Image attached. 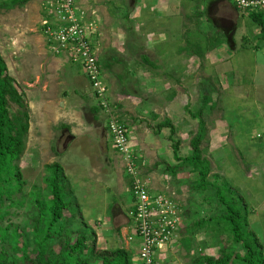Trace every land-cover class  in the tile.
<instances>
[{
    "label": "rangeland",
    "instance_id": "1",
    "mask_svg": "<svg viewBox=\"0 0 264 264\" xmlns=\"http://www.w3.org/2000/svg\"><path fill=\"white\" fill-rule=\"evenodd\" d=\"M47 1L51 0H32L23 6L0 9V53L29 114L25 148L18 162L25 184L20 192L15 193L13 204L5 200L0 206V211L7 212L1 226L10 233L17 231L21 236L17 244L3 243L9 252L11 248L22 247L24 235L29 238V251L32 252L30 221L37 213L33 199L40 196L48 200L51 197L45 182L51 174L46 166L59 163L61 156L69 150L71 153L68 152L67 157L73 159L70 167L88 169L100 164L96 160L105 156L106 150L107 156H112L115 150L108 145L109 141L99 128V124H103V116L99 115L95 120L91 111V106H98L99 101L93 99L83 71L79 66L67 63L65 57H53L45 50L39 22L42 6ZM241 13V17L235 18V15L224 22L220 20L223 11L210 13L215 26L202 19L203 31L198 29L195 18H183L190 35L186 36L187 29L179 26L175 34L180 38V44L190 38L192 42L201 44L205 57L202 60L195 57L161 59L158 54L153 57L146 53L152 58L151 63L155 61L157 68L137 66L140 58H132L136 61L131 65L133 72L130 73V67L121 70L129 82L122 87L115 78L117 93L112 87L110 91L116 113L124 120L130 138H133L131 141L135 143L136 149L133 146L132 149L145 160L142 178L146 186L152 192L168 190L174 193L175 201L181 205L183 236L187 235L186 230L194 221L220 214L221 208L212 190L199 191L194 187L196 176L189 170L177 174L167 170V167L173 168L177 164L173 142L167 139V128L157 131L156 127L169 119L176 128L174 140L180 141L177 155L188 156L191 151L189 141L197 131V120L192 119L190 113L200 108L202 96L209 93L214 108L203 112L208 134L201 145L210 164L207 180L213 181V175H218L241 191L251 207L250 226L264 244V43L260 42L258 29L248 14ZM236 19L240 23L237 28L234 27ZM220 29L225 31V36ZM216 32L219 35H215ZM216 40L220 42L216 43ZM210 41L215 42V48L211 50L208 47ZM104 72L107 74L109 70ZM105 80L108 81L107 78ZM62 100L65 102L63 109L58 106ZM54 104L56 109L53 110ZM15 108L12 105V109ZM104 118L106 122V116ZM104 139L99 149L97 143ZM141 144H146L148 150H140ZM99 150L105 151L99 154ZM120 160L124 170L122 158ZM107 168L103 165L102 174L110 176ZM97 170L100 172L101 168ZM147 172L158 175L155 179L160 185L154 186L146 180ZM124 173L129 182L125 170ZM69 175L72 176L71 172L64 177L65 190L71 202V210L64 211L70 219L69 228L77 231L83 223L90 228L92 224L83 218L87 189L80 191ZM108 183L111 181L102 180L96 185L102 189V196L111 201V213L116 201L126 206L129 196L117 199L118 192H122L120 185L113 190ZM121 201L123 204L119 203ZM188 235L192 236L191 231ZM176 241L177 237L173 243ZM169 244L160 250L157 264H194L195 258L216 257L222 252L232 251L230 239L225 235L218 236L210 228L197 231L188 250L178 245L176 249L169 250L172 243Z\"/></svg>",
    "mask_w": 264,
    "mask_h": 264
},
{
    "label": "trees",
    "instance_id": "2",
    "mask_svg": "<svg viewBox=\"0 0 264 264\" xmlns=\"http://www.w3.org/2000/svg\"><path fill=\"white\" fill-rule=\"evenodd\" d=\"M30 1L32 0H0V9L23 6ZM248 17L258 29L260 42L264 43V9L253 11ZM208 47L213 49L215 42L210 41ZM183 52L190 56L195 55L200 60L205 57L199 44L188 42ZM144 61L152 68L156 67L149 60ZM12 105L16 106L14 110ZM213 108L211 95L205 93L200 108L190 113L191 118L197 120V131L189 141L191 151L188 156L177 155L180 141L174 140L176 128L169 119L158 123L156 127L157 131L167 128V139L173 142L177 164L173 168L167 167V170L173 174L189 170L196 176L194 187L199 191L212 190L217 205L221 208L220 214L198 219L189 229H185L187 235L182 239V245L187 250L191 247L190 237L193 236H188L190 231L194 235L197 231H207L210 228L218 236L225 235L230 239L232 251L222 252L216 257L195 258L194 264H264V244L250 226L251 207L246 198L239 189L228 180L220 179L218 175H213V181L207 180L210 164L201 148L208 134L203 112ZM96 112L98 110L93 108V113ZM28 130V107L13 78L8 74L5 60L0 53V206L5 200L13 204L15 193L20 192L25 184L18 162L23 156ZM46 170L51 174L45 180L51 197L44 200L36 196L33 199L37 213L30 221L32 252L29 251L30 241L27 235L23 236L25 240L20 249L14 247L10 249L11 252L7 251L3 243L17 244L21 236L17 231L10 233L0 224V264H138L126 249H99L96 232L86 224L83 223L82 228L77 231L69 228L70 219L64 211L71 210V202L65 190L64 171L58 163L46 166ZM6 214L7 212L0 211V222ZM17 253L19 255L15 256Z\"/></svg>",
    "mask_w": 264,
    "mask_h": 264
},
{
    "label": "crops",
    "instance_id": "3",
    "mask_svg": "<svg viewBox=\"0 0 264 264\" xmlns=\"http://www.w3.org/2000/svg\"><path fill=\"white\" fill-rule=\"evenodd\" d=\"M76 3L78 7L87 10L89 13L91 11L95 12L94 17L99 22L97 39V43L99 44L98 59L105 79H108L107 82H109L110 89L112 87L114 92L118 90L115 87V78H117L122 87H125V83L129 82V80H125V77L122 75L125 72H121V70L130 67V73L133 72L131 65L136 61L132 58H140V62H137L136 65H142L145 68L147 66L151 67V65L144 60L147 59L151 62L150 60L152 59L146 53H151L152 56L158 54L161 59L167 57H172L173 59L179 57L197 58L195 55H187L183 50L188 42L191 44L199 43H194L188 38L183 40L184 45H182L183 42L180 44V38L175 34V31L180 26V28L187 29L186 36L190 35L189 26L185 24L183 18L190 20L195 18L194 20L197 27H199L198 29L203 31L204 23L202 19H205L209 24L211 22L213 24L211 26H215L214 19L209 16L210 13L223 11V16L221 19L219 18L221 22L231 20L235 15V18H238V15L239 17L242 15L229 0H77ZM238 26H240V23L236 19L234 27L237 28ZM220 32L225 36L223 29H220ZM216 34L219 35V32H216ZM217 42L220 41L216 40ZM199 45L201 46V44ZM152 62L156 66L155 68H157L155 61ZM106 69L109 70L107 74L104 72ZM109 75L111 76L110 78ZM127 75L129 76L130 74ZM112 95L113 93L110 91L111 100H113ZM58 106L63 109L65 107L64 100L60 101ZM93 108H96L98 112L93 113ZM54 109H56V106ZM91 111L95 120H98L99 115L103 116L102 121L104 125L99 124V128L104 133L103 136L106 138V141H109L108 145L112 146L109 135L108 139L106 135L105 115L95 105L91 106ZM118 116L120 117V115ZM45 125L46 123H44ZM131 139L133 140L132 137ZM104 141L105 139L97 143L99 149L100 144L102 145ZM131 144L134 147V141H131ZM101 149L104 148L101 147ZM134 149L136 148L134 147ZM140 150H148V147L146 144H141ZM99 151V154H101L105 150ZM113 151L112 156H107L108 151L106 150L105 156L99 157L96 160V163L100 161V164L88 169H84L82 166L72 169L74 167L70 166L73 164V159L67 157V153L70 152L69 150L61 156L58 164L63 167L66 176L71 172L72 176L70 177L69 175V178L74 180V185L80 188V191L87 189L86 198L84 199L86 207L83 211V218L84 221L92 224L90 228L96 232L99 249L115 250L123 248L130 251L133 259L136 261L140 247V238L135 233L133 223L129 218V212L133 207V199L129 191L130 182L126 179L119 155L115 150ZM134 152L136 153V150ZM103 165L109 168L110 171L108 170V172L110 176L102 174ZM97 168H101V171L98 172ZM141 173L143 176V168ZM112 176L115 177L114 180ZM147 176L146 180L151 181L154 186L160 185L159 180L155 179L158 175L155 176L152 172H147ZM102 180L106 182L111 181L110 184L108 183V187L113 190L116 189V186L120 185L122 192H118L117 199L120 198L121 200V198L124 199L129 196V203L124 206L125 203L124 205H119L118 201H116L117 205L114 206V209L110 213L111 206L109 203L111 201L109 198L107 199L102 196V189L96 185V183ZM158 187L161 189V186ZM123 202L119 203L123 204ZM108 213L111 215L108 216ZM182 228L178 233L177 241L170 245L169 250L176 249L177 245L183 246L182 239L184 236ZM190 238L193 239V237ZM159 253L160 251H158Z\"/></svg>",
    "mask_w": 264,
    "mask_h": 264
},
{
    "label": "built area",
    "instance_id": "4",
    "mask_svg": "<svg viewBox=\"0 0 264 264\" xmlns=\"http://www.w3.org/2000/svg\"><path fill=\"white\" fill-rule=\"evenodd\" d=\"M77 0H51L42 6L40 31L44 47L53 57L63 56L70 65L83 71L98 108L106 116V130L111 144L122 158L129 178L134 206L129 217L140 238L138 264H157L158 251L173 241L182 228L180 204L175 194L151 192L142 178L145 160L132 149L129 128L120 119L110 99V85L103 76L98 59L99 22L95 12L78 7ZM240 12L247 14L264 9V0H229ZM169 244V245H170Z\"/></svg>",
    "mask_w": 264,
    "mask_h": 264
}]
</instances>
